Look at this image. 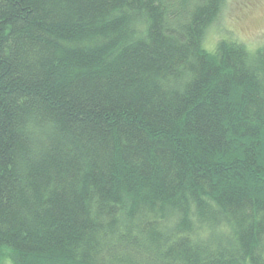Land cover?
Returning <instances> with one entry per match:
<instances>
[{
  "label": "trees",
  "instance_id": "trees-1",
  "mask_svg": "<svg viewBox=\"0 0 264 264\" xmlns=\"http://www.w3.org/2000/svg\"><path fill=\"white\" fill-rule=\"evenodd\" d=\"M226 0H0V264H264V45L203 47Z\"/></svg>",
  "mask_w": 264,
  "mask_h": 264
},
{
  "label": "rangeland",
  "instance_id": "rangeland-1",
  "mask_svg": "<svg viewBox=\"0 0 264 264\" xmlns=\"http://www.w3.org/2000/svg\"><path fill=\"white\" fill-rule=\"evenodd\" d=\"M236 36L255 51L264 45V0H226L223 11L203 40L211 51L219 39Z\"/></svg>",
  "mask_w": 264,
  "mask_h": 264
}]
</instances>
